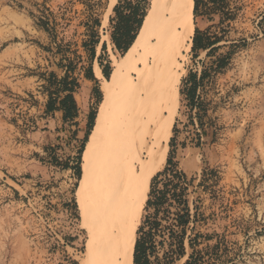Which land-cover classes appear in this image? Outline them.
<instances>
[{
	"label": "rangeland",
	"instance_id": "obj_1",
	"mask_svg": "<svg viewBox=\"0 0 264 264\" xmlns=\"http://www.w3.org/2000/svg\"><path fill=\"white\" fill-rule=\"evenodd\" d=\"M120 1L0 0V264L82 262L88 235L77 188L91 116L95 124L109 85L101 64L110 66L114 83L129 58L109 39ZM129 1L147 14L152 0ZM194 16L195 32L218 39L217 50L196 55L192 44L181 60L167 163L150 183L136 233L153 212L147 209L152 189H164L177 170L187 176L185 199L198 217L186 229L187 255L172 264H185L197 234L213 236L200 238L198 250L220 242L221 260L211 264H264V0H228L225 9L200 0ZM40 18L49 20V31ZM228 56L218 70L215 61ZM91 64L96 81L87 77ZM67 74L79 111L65 122L48 103ZM190 74L199 81L194 109L181 94ZM170 210L164 225L175 223V206ZM169 232L156 236L160 259L170 248Z\"/></svg>",
	"mask_w": 264,
	"mask_h": 264
},
{
	"label": "bare ground",
	"instance_id": "obj_2",
	"mask_svg": "<svg viewBox=\"0 0 264 264\" xmlns=\"http://www.w3.org/2000/svg\"><path fill=\"white\" fill-rule=\"evenodd\" d=\"M194 8L195 0H152L127 64L106 87L77 188L88 235L81 264H133L150 183L167 163Z\"/></svg>",
	"mask_w": 264,
	"mask_h": 264
},
{
	"label": "trees",
	"instance_id": "obj_3",
	"mask_svg": "<svg viewBox=\"0 0 264 264\" xmlns=\"http://www.w3.org/2000/svg\"><path fill=\"white\" fill-rule=\"evenodd\" d=\"M144 1V0H142ZM214 5H220L221 9H225L228 6V0H210ZM200 0H195V14L197 15L199 11ZM114 13L116 17L112 20L113 31L111 33V40L115 45L116 49L122 54L123 58H126L130 51L133 49L137 42L142 30V25L146 17V12L141 3L134 5L129 0H121L114 8ZM227 20H233V16L226 13ZM49 20L45 21L40 18V26L50 30ZM98 24V23H97ZM141 31V32H140ZM97 38L95 33L94 39ZM218 39L213 40L207 33L196 30L195 36L193 38V52L197 55L200 51L209 50V54L216 52L217 48L214 46L218 43ZM98 41L94 40L93 48L91 49V60L95 57V48ZM229 57H219L215 63H217V69L222 70L229 63ZM102 67L103 74L107 77V82L109 85L113 84V75L111 73V68ZM207 70H204L201 77L203 81L207 76ZM99 77V73H96ZM87 77L93 81L96 78L93 74L92 64L88 70ZM200 81V82H201ZM56 82V81H55ZM190 82V86H188ZM58 89L55 93H51L50 100L48 103V109L50 112L61 111L63 112V119L65 122L73 121L78 116V105L74 98L75 82H69V75L67 74L62 80L57 81ZM187 84V86H186ZM199 87V81L197 80L196 74H190L189 78L185 81V90L181 92L185 95L189 101L191 109L196 107V96ZM64 94V96H61ZM55 95V97H54ZM97 99L101 100V94L97 92ZM102 102V101H101ZM95 114L91 116L89 133L87 135L90 137V132L94 128ZM89 140V139H88ZM88 143V141H87ZM86 143V145H87ZM86 147V146H85ZM80 160V159H79ZM171 161L169 162V165ZM77 175L80 177V166L76 167ZM169 172L167 169L163 174ZM162 176V173L158 174L155 178ZM187 176L183 172L177 170L171 171V178H166L164 183V189L156 190L152 189L150 193V199L147 201V209H152L151 212L145 219L143 225L138 229L139 238L134 245V262L133 264H172L176 258H183L187 255L185 248V235L186 229L190 223H194L197 220L198 213H191L189 207V201L185 199L187 191ZM175 206L176 211L175 223L170 225H164L162 222L166 220L168 214L172 213L170 207ZM176 228H180V231H176ZM170 230L171 241L169 243V250L164 253L163 259H160L156 255V236L163 230ZM203 238L206 241L213 240V236L206 234H197L193 239L190 240L189 246L191 253L188 256L185 264H211L210 261L213 258L216 260H221V256L218 253L219 243L215 245H207L204 249L198 250L197 247L200 246L199 239ZM155 258V260H152Z\"/></svg>",
	"mask_w": 264,
	"mask_h": 264
}]
</instances>
